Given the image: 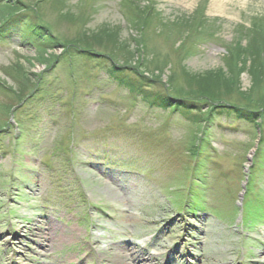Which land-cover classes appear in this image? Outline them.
<instances>
[{
	"label": "rangeland",
	"instance_id": "obj_1",
	"mask_svg": "<svg viewBox=\"0 0 264 264\" xmlns=\"http://www.w3.org/2000/svg\"><path fill=\"white\" fill-rule=\"evenodd\" d=\"M138 255L264 264V0H0V264Z\"/></svg>",
	"mask_w": 264,
	"mask_h": 264
},
{
	"label": "trees",
	"instance_id": "obj_2",
	"mask_svg": "<svg viewBox=\"0 0 264 264\" xmlns=\"http://www.w3.org/2000/svg\"><path fill=\"white\" fill-rule=\"evenodd\" d=\"M202 90H203L204 92L207 93V91H205L204 88H203ZM204 94H205V93H204ZM204 94H203V95H204ZM205 95H207V94H205ZM249 111H250V110H249ZM238 113L240 114L239 116H240L241 118H243V119L246 118V120H248V121H250V122H252V123H256V115H255V114H253V113H251V112H238ZM254 115H255V116H254ZM249 116L253 117V119H252V120H249V119H248Z\"/></svg>",
	"mask_w": 264,
	"mask_h": 264
},
{
	"label": "bare ground",
	"instance_id": "obj_3",
	"mask_svg": "<svg viewBox=\"0 0 264 264\" xmlns=\"http://www.w3.org/2000/svg\"><path fill=\"white\" fill-rule=\"evenodd\" d=\"M138 258H141V259H139V262H141V264H155V261H156V258L155 259L154 258H150L149 260H146V259L144 260L139 255H138Z\"/></svg>",
	"mask_w": 264,
	"mask_h": 264
}]
</instances>
